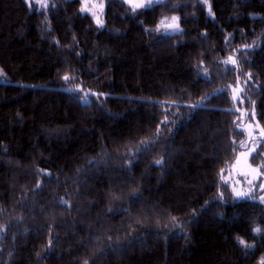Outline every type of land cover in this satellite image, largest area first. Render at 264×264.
Returning a JSON list of instances; mask_svg holds the SVG:
<instances>
[{"label":"trees","instance_id":"trees-1","mask_svg":"<svg viewBox=\"0 0 264 264\" xmlns=\"http://www.w3.org/2000/svg\"><path fill=\"white\" fill-rule=\"evenodd\" d=\"M0 68V264L264 262V202L222 180L232 86L264 130V0H105L102 27L0 0Z\"/></svg>","mask_w":264,"mask_h":264},{"label":"rangeland","instance_id":"rangeland-1","mask_svg":"<svg viewBox=\"0 0 264 264\" xmlns=\"http://www.w3.org/2000/svg\"><path fill=\"white\" fill-rule=\"evenodd\" d=\"M35 2L38 7L47 3L48 0H27ZM133 9L146 7L159 0H124ZM139 5V6H138ZM81 10L92 15L97 26L102 27L104 24L105 0H81ZM158 27L165 33H175L180 30L178 17L172 15L162 18ZM0 81H11L4 71L0 68ZM240 84L234 85L230 89V94L234 103V108L240 112L242 126L246 132V138L242 143L243 148L238 151L236 159L229 166L222 180L230 186L234 196H249L257 198L264 202V173L258 166L251 164L250 155L256 150L260 142L264 143V130L259 124L250 119L244 122V118L251 111L250 108L239 107ZM237 103V104H236ZM253 116V113H252Z\"/></svg>","mask_w":264,"mask_h":264},{"label":"snow or ice","instance_id":"snow-or-ice-1","mask_svg":"<svg viewBox=\"0 0 264 264\" xmlns=\"http://www.w3.org/2000/svg\"><path fill=\"white\" fill-rule=\"evenodd\" d=\"M139 6V5H138ZM66 79H67V77H66ZM157 163H159V161H157ZM257 231H259V229H257ZM241 243H243V241H241ZM262 264H264V262H262Z\"/></svg>","mask_w":264,"mask_h":264}]
</instances>
